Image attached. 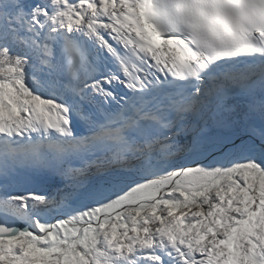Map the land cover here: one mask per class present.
Returning <instances> with one entry per match:
<instances>
[{
  "label": "snow or ice",
  "instance_id": "obj_1",
  "mask_svg": "<svg viewBox=\"0 0 264 264\" xmlns=\"http://www.w3.org/2000/svg\"><path fill=\"white\" fill-rule=\"evenodd\" d=\"M0 264H264V0H0Z\"/></svg>",
  "mask_w": 264,
  "mask_h": 264
}]
</instances>
